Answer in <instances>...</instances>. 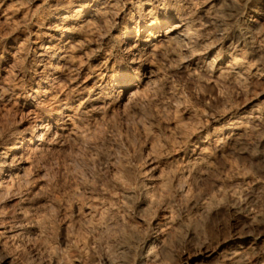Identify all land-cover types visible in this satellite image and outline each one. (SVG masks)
I'll return each instance as SVG.
<instances>
[{"label": "bare ground", "instance_id": "6f19581e", "mask_svg": "<svg viewBox=\"0 0 264 264\" xmlns=\"http://www.w3.org/2000/svg\"><path fill=\"white\" fill-rule=\"evenodd\" d=\"M261 170L264 0H0V264H264Z\"/></svg>", "mask_w": 264, "mask_h": 264}, {"label": "rangeland", "instance_id": "374dc122", "mask_svg": "<svg viewBox=\"0 0 264 264\" xmlns=\"http://www.w3.org/2000/svg\"><path fill=\"white\" fill-rule=\"evenodd\" d=\"M263 171H264V170H261V171L259 172V175H261L262 178H264V175H263L264 172H263ZM223 218H224V217H223ZM224 219H225V220H224ZM224 219L222 220V222L225 221V222L227 223V219H226V218H224ZM225 222H224V223H225ZM226 223H225V224H226Z\"/></svg>", "mask_w": 264, "mask_h": 264}]
</instances>
